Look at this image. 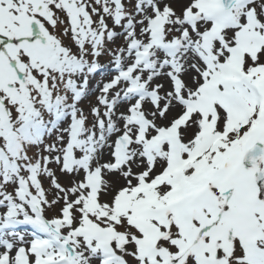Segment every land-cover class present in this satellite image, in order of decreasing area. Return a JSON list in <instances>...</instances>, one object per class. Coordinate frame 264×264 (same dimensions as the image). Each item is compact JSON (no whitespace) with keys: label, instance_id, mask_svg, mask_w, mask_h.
<instances>
[{"label":"snow or ice","instance_id":"1","mask_svg":"<svg viewBox=\"0 0 264 264\" xmlns=\"http://www.w3.org/2000/svg\"><path fill=\"white\" fill-rule=\"evenodd\" d=\"M0 264H264V0H0Z\"/></svg>","mask_w":264,"mask_h":264}]
</instances>
